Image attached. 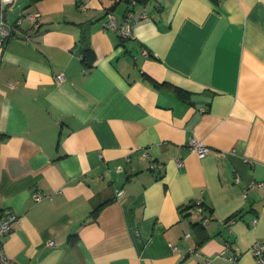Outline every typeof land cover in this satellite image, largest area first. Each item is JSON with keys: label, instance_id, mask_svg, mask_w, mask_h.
I'll use <instances>...</instances> for the list:
<instances>
[{"label": "crops", "instance_id": "crops-1", "mask_svg": "<svg viewBox=\"0 0 264 264\" xmlns=\"http://www.w3.org/2000/svg\"><path fill=\"white\" fill-rule=\"evenodd\" d=\"M129 5L3 10L9 22L22 15L0 51V220L18 216L4 254L11 264H233L232 253L258 264L264 185L244 192L264 183V0H142L132 37L102 29L108 11L122 27ZM191 138L209 151L199 157Z\"/></svg>", "mask_w": 264, "mask_h": 264}, {"label": "built area", "instance_id": "built-area-1", "mask_svg": "<svg viewBox=\"0 0 264 264\" xmlns=\"http://www.w3.org/2000/svg\"><path fill=\"white\" fill-rule=\"evenodd\" d=\"M13 1L14 0H0V51L4 47L6 40H8L11 37H15L17 35L18 30H19V25L21 23L22 15H20L17 18V20H15L14 22L7 21L3 16V10L5 9L7 5L12 3ZM135 4H136V1L131 0L129 8L124 13L122 27L119 26L115 15L111 11H108L105 14L104 20L102 21V29L103 30H107V29L116 30L122 38L132 37L134 24L136 23L138 19L137 17H135V11H134ZM27 16L31 20H36L38 17V14L28 13ZM24 37L25 39H29L28 34H25ZM64 76H65L64 72L61 71V72H58L54 76V79L57 83H59L64 79ZM188 146L199 157L204 156L209 151V148L207 146H205L202 142L197 141L194 138L190 139ZM262 185H264V183L262 182L248 184L246 191L244 192V196L249 189L253 187H261ZM32 196L35 200H40L43 197V195L38 191L33 192ZM196 211L198 213H201L202 211V208L200 207L199 203H198V206L196 207ZM17 221H18V216L14 213H9L7 214L6 217L1 219L0 220V238L1 236L8 233L11 230L12 225ZM207 221H208L207 217H204L202 220L203 223H206ZM251 252L258 264H264V244H262L261 242H256L252 246ZM228 259L231 260L232 263L234 264L236 263L237 256L230 253L228 256ZM0 264H11L10 260L4 254L1 239H0Z\"/></svg>", "mask_w": 264, "mask_h": 264}, {"label": "trees", "instance_id": "trees-1", "mask_svg": "<svg viewBox=\"0 0 264 264\" xmlns=\"http://www.w3.org/2000/svg\"><path fill=\"white\" fill-rule=\"evenodd\" d=\"M128 1H129V4H130L131 0H128ZM135 1H136V2H138V1L141 2L142 0H135ZM84 52H85V56L87 55V53H90V54L92 53L90 49H87V50H85ZM181 211H182V210H181ZM193 225H194V227L202 228V227L200 226L199 223H194ZM203 234H204V233H203ZM205 237H206V235L204 234V236H202V238H205Z\"/></svg>", "mask_w": 264, "mask_h": 264}]
</instances>
